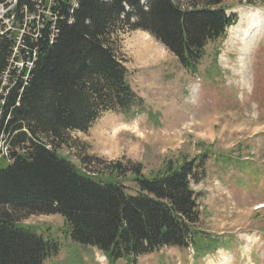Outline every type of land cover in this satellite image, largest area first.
<instances>
[{
	"label": "trees",
	"instance_id": "1",
	"mask_svg": "<svg viewBox=\"0 0 264 264\" xmlns=\"http://www.w3.org/2000/svg\"><path fill=\"white\" fill-rule=\"evenodd\" d=\"M226 10L224 0H69L53 8L54 33L48 21L23 39L36 57L0 104V133L10 145L8 157H0V264H44L56 256L58 239L19 222L34 213L61 215V233L76 245L97 248L109 264H136L162 247L202 249L200 242L210 243L198 227L191 186L205 172L201 156L167 163L151 176L140 164L126 169L111 163L109 173H134L137 191L131 194L116 179L77 168L56 144L103 113L142 105L115 53L114 33L148 31L196 72L206 45L237 21ZM13 43L0 33V82Z\"/></svg>",
	"mask_w": 264,
	"mask_h": 264
},
{
	"label": "rangeland",
	"instance_id": "2",
	"mask_svg": "<svg viewBox=\"0 0 264 264\" xmlns=\"http://www.w3.org/2000/svg\"><path fill=\"white\" fill-rule=\"evenodd\" d=\"M224 5L238 20L207 44L193 74L147 32L114 33L115 53L142 105L103 113L85 131H68L57 141V152L77 168L116 179L131 194L137 191L134 173H109L111 163L126 169L140 164L151 176L167 163L204 159L205 172L192 187L198 227L210 243L162 247L136 264H264V0ZM247 11L259 12L254 23L247 24ZM7 13L0 8L1 20ZM19 222L58 239V253L44 264H109L93 247L66 238L59 214H27Z\"/></svg>",
	"mask_w": 264,
	"mask_h": 264
},
{
	"label": "built area",
	"instance_id": "3",
	"mask_svg": "<svg viewBox=\"0 0 264 264\" xmlns=\"http://www.w3.org/2000/svg\"><path fill=\"white\" fill-rule=\"evenodd\" d=\"M26 2L32 5V11L29 12ZM68 3L69 0H1L0 8H5L7 11L6 19L3 21L0 18V33H7L14 29L18 30L16 43L13 47L12 67L3 72L0 82V92H7L11 85L15 83L17 76L20 75L21 67L30 68L31 57H36V50L29 54L28 49L23 46L22 42L25 37H29L35 31L41 29L45 21H50L51 28L54 33V22L56 15L53 8L58 3ZM18 12H17V11ZM23 14L21 17L20 14ZM18 24L19 28L15 26ZM33 24V26H31ZM25 48H23V47ZM21 56V60L17 61L14 57ZM25 78V77H24ZM3 102V99H1Z\"/></svg>",
	"mask_w": 264,
	"mask_h": 264
},
{
	"label": "bare ground",
	"instance_id": "4",
	"mask_svg": "<svg viewBox=\"0 0 264 264\" xmlns=\"http://www.w3.org/2000/svg\"><path fill=\"white\" fill-rule=\"evenodd\" d=\"M251 11H253V10H251ZM255 13H259V12L256 11ZM255 13H253V12L252 13H248V11L244 13V15H246V20H247L246 22H247V24H251V23H254L255 22L254 20L257 19V15H255ZM247 27L249 28V26H247ZM247 44H245V45H247ZM146 50L147 51H150V50L153 51V48H152V46H148V47H146Z\"/></svg>",
	"mask_w": 264,
	"mask_h": 264
}]
</instances>
